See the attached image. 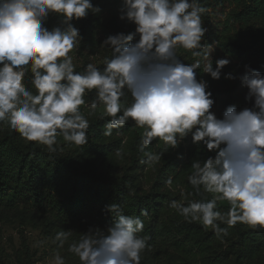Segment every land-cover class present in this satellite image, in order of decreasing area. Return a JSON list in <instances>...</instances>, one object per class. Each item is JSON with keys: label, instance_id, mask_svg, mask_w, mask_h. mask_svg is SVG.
<instances>
[{"label": "clouds", "instance_id": "1", "mask_svg": "<svg viewBox=\"0 0 264 264\" xmlns=\"http://www.w3.org/2000/svg\"><path fill=\"white\" fill-rule=\"evenodd\" d=\"M99 11L91 0H0V125L55 153L61 143H88L89 117H110L105 137L131 120L133 128L142 129L138 147L146 173L155 171L169 147L177 148L191 134L194 144L202 143L215 156L192 161L187 180L193 193H186L172 177L165 181L164 188L179 191L181 197L168 207L183 222L210 227L218 238L238 223L264 229V74L245 66L240 79L254 106L239 111L229 106L217 118L211 111L212 93L197 72L219 80L230 61L219 59L213 67L215 46L204 42L208 29L202 22L210 9L200 0H124L120 19L135 24V31L103 41L100 48L111 55L104 57L102 70L88 63L85 71L76 72L70 53L82 37L72 21ZM51 13L61 17V26L49 31L44 23ZM181 49L192 57L191 63L179 58ZM98 58L99 52L90 56ZM29 71L35 93L24 83ZM93 90L95 97L88 104L85 94ZM153 141L155 146L146 150ZM126 143L114 152L121 161L128 155ZM202 193L214 195L189 199ZM218 201H226L229 209L217 210ZM106 210L113 223L104 229L90 227L69 244L68 252L80 264H140L141 253L151 249L150 238L140 235L144 221L122 214L117 203ZM141 216L148 218V210H141ZM72 233H56L58 249ZM48 264L66 260L57 250Z\"/></svg>", "mask_w": 264, "mask_h": 264}, {"label": "trees", "instance_id": "2", "mask_svg": "<svg viewBox=\"0 0 264 264\" xmlns=\"http://www.w3.org/2000/svg\"><path fill=\"white\" fill-rule=\"evenodd\" d=\"M91 2L100 11L72 21L82 37L83 50L95 51L101 34L107 38L135 31V24L120 19L124 0ZM200 3L210 9L202 16V22L208 29L204 42L215 46L213 67L219 59L230 61L219 80L197 72V79L205 81L206 91L212 93L211 111L222 118L229 106L238 111L252 108L254 101L246 99L248 90L240 78L245 74V66L264 74V0H200ZM53 18L61 20L58 14H49L44 23L49 31ZM110 55L105 49L103 59ZM178 56L185 63L192 62V57L182 49ZM97 67L102 70L103 62ZM85 69L86 66L75 65L76 72ZM229 74L235 78H226ZM24 83L35 93L30 79ZM88 95L95 96V90ZM81 110L86 112V107L81 106ZM109 119H101L99 114L89 117L88 143L83 146L61 143L55 153L36 142L25 141L7 125H0V211L38 215L45 220L41 225L45 233L71 230L74 237L90 227L110 226L113 218L106 209L117 203L122 214L140 216L144 221L140 235L150 238L151 249L145 251L152 264H264V229L238 223L229 229L227 236L218 238L210 227L205 230L198 223L183 222L168 207L172 200L181 197L179 191L168 192L165 181L172 177L186 193H193L187 180L192 161L206 160L215 153L202 143L194 144L190 134L177 148L169 147L155 171L146 173L138 147L142 129L133 128L134 122L129 120L121 129H114L112 137H105L104 124ZM117 131L123 135H116ZM125 139L127 143L123 146L128 155L121 161L114 152ZM156 143L153 141L146 150ZM204 198V193L189 196L190 200ZM229 207L223 201L217 210L226 212ZM143 209L148 210V218L141 216ZM19 260L20 264L28 263L26 255L21 254Z\"/></svg>", "mask_w": 264, "mask_h": 264}, {"label": "rangeland", "instance_id": "3", "mask_svg": "<svg viewBox=\"0 0 264 264\" xmlns=\"http://www.w3.org/2000/svg\"><path fill=\"white\" fill-rule=\"evenodd\" d=\"M50 31L55 27L61 26L59 18H53ZM260 27L259 24H255ZM105 36H99V44L95 51L83 50V42L80 43L77 49L73 50L70 55L73 56L74 65L82 67L87 66L88 63H95L96 66L103 61V53L105 49H101ZM99 52L98 59H90V56ZM31 79L27 73L25 80ZM87 103L90 104L95 96H89L88 92L85 94ZM205 198L211 199L214 194L204 193ZM218 207L223 206V201H218ZM45 222L43 218L38 215L29 214L24 215L21 212H2L0 211V264H20L19 256L26 255L28 259L27 264H48L49 260L54 255L55 251H60L65 258L66 264H80V261L74 254L68 252V246L74 241L80 239L81 234L69 237L63 249H58V241L55 240L56 231L45 233L41 225ZM104 229L106 227H99ZM43 241V244L39 242ZM140 264H152L149 261L146 251L141 253Z\"/></svg>", "mask_w": 264, "mask_h": 264}]
</instances>
